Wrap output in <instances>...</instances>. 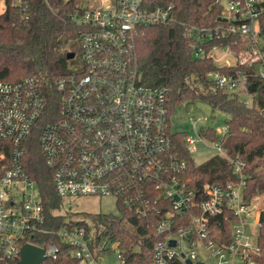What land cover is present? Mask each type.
<instances>
[{
    "label": "built area",
    "instance_id": "2783aa9c",
    "mask_svg": "<svg viewBox=\"0 0 264 264\" xmlns=\"http://www.w3.org/2000/svg\"><path fill=\"white\" fill-rule=\"evenodd\" d=\"M215 2L223 9L214 25L177 21L171 4L148 9L143 0H98L93 7L82 2L69 13L78 26L75 40L82 65L55 80V93L47 94L35 75L0 81L2 256L19 259L29 236L48 232L38 186L26 169L33 139L51 168L60 206L63 198L71 196H111L117 208L148 217L155 231L163 234L153 245L155 264H169L173 258L182 264H188L186 260L189 264H259L260 204L254 202L258 196L245 198L242 178L193 186L186 176L187 162L173 140L179 131L171 130L168 89L141 82L133 60L140 26L177 22L194 41V57L213 60L214 51L221 50L219 59L230 56L232 60L223 65L251 68L235 74L209 72L207 77L218 87L239 91L248 77L264 82V43L258 40L264 38L259 27L264 0ZM10 5L25 16L28 0H10ZM230 36L239 37L235 50L228 43L206 47L214 38ZM252 95L244 91V102ZM204 119L198 117L196 122ZM199 128L193 125V133L183 138L189 151L196 141L206 140L205 144L216 146V153L226 155L219 141H208ZM214 129L220 139L227 125ZM228 160L241 177L242 162ZM219 214L229 223V239L218 227L211 228ZM56 235L70 245L75 264H125L116 240L105 238L91 246L83 224H62ZM37 246L44 247L46 257L58 252L52 242ZM113 249L118 261H105L104 255Z\"/></svg>",
    "mask_w": 264,
    "mask_h": 264
},
{
    "label": "trees",
    "instance_id": "16d2710c",
    "mask_svg": "<svg viewBox=\"0 0 264 264\" xmlns=\"http://www.w3.org/2000/svg\"><path fill=\"white\" fill-rule=\"evenodd\" d=\"M82 2L28 0L25 16H21L10 5V0H4V9L0 12V81L14 82L35 75L47 94L55 93V80L69 71L66 68V52L79 51L75 40L78 26L70 21L69 13ZM169 4L173 6L177 21L185 24L214 25L223 9V5L215 0H143L148 9ZM259 27L262 33L264 13L259 18ZM236 40L239 41V37L214 38L206 47L228 43L235 50ZM193 45V39L185 34V27L177 22L144 24L134 37L133 60L141 82L167 87L170 115L174 105L194 98H202L214 108L228 113L225 121L227 130L220 139L214 127L207 125L199 128L200 134L208 141H219L226 155L215 153L195 163L183 140L186 133L177 132L173 140L187 162L186 176L193 186L242 178L247 200L263 195L257 232L260 253L256 259L259 264H264V82L258 77H248L245 88L239 91L218 87L213 78L207 77L209 72L235 74L249 72L251 68L216 65L209 57L196 58L192 55ZM244 91L253 94L248 103L243 100ZM228 158L242 162L241 177L234 172ZM25 160L26 169L38 186L46 218L44 226L48 228L47 233L33 234L27 240L35 245L52 242L58 247L56 256H48L40 264L76 263L69 253L70 245L56 235V229L62 224L68 227L83 224L91 246L103 243L105 238L116 240L125 264H155L153 245L163 238V234L155 231L148 217H138L132 210L121 207L117 208L116 215H97L93 227L73 218L66 223L65 214L59 212L60 200L53 191L51 168L45 163L33 139ZM151 220L155 221L154 218ZM217 227L229 239V223L223 220L221 214L213 218L211 228ZM17 261L18 258H5L0 254V264H16ZM169 264L182 263L173 258Z\"/></svg>",
    "mask_w": 264,
    "mask_h": 264
},
{
    "label": "rangeland",
    "instance_id": "374dc122",
    "mask_svg": "<svg viewBox=\"0 0 264 264\" xmlns=\"http://www.w3.org/2000/svg\"><path fill=\"white\" fill-rule=\"evenodd\" d=\"M83 3L89 7H93L98 4V0H83ZM4 9L3 1L0 0V12ZM260 43H264V38L258 39ZM214 63L216 65H223L225 61H232L230 56H226L225 59H219L222 52L221 50L214 51ZM82 65V60L79 51H76L72 58H67L66 68L73 70L79 68ZM204 117L202 123L196 122V118ZM228 119V113L218 108H214L208 101L202 98H194L189 101H182L174 105L172 113L170 115V125L172 131L185 132L186 134H192L193 125L200 127L212 126L221 127L225 124ZM204 141H196L193 144L190 154L195 163H200L215 154L218 150L212 143ZM263 195H259L254 199L258 206L261 204ZM261 206V205H260ZM61 213L65 214L64 219L69 220L70 218L82 220L89 227H93L96 223V216L102 214L116 215L118 213L115 199L111 196H93V195H78L71 196L62 199L60 206ZM254 217L257 218L258 211H253ZM257 227V226H256ZM257 228L254 232L256 233ZM113 245H115L113 243ZM105 261L117 262V251L113 249L110 253L105 254ZM104 261V260H103Z\"/></svg>",
    "mask_w": 264,
    "mask_h": 264
},
{
    "label": "water",
    "instance_id": "95a60500",
    "mask_svg": "<svg viewBox=\"0 0 264 264\" xmlns=\"http://www.w3.org/2000/svg\"><path fill=\"white\" fill-rule=\"evenodd\" d=\"M224 20V18H221ZM74 56L73 51L66 52V58H72ZM173 244V240L170 241ZM46 259L44 247L37 246L33 243L26 242L20 248V258L16 264H40L43 260ZM189 264L190 261L186 260Z\"/></svg>",
    "mask_w": 264,
    "mask_h": 264
}]
</instances>
